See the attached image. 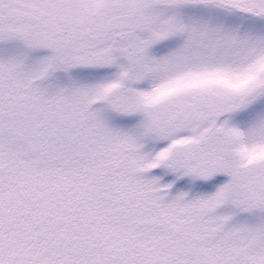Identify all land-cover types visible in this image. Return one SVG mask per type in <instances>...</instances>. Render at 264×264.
Returning a JSON list of instances; mask_svg holds the SVG:
<instances>
[{"label": "snow or ice", "instance_id": "1", "mask_svg": "<svg viewBox=\"0 0 264 264\" xmlns=\"http://www.w3.org/2000/svg\"><path fill=\"white\" fill-rule=\"evenodd\" d=\"M0 264H264V0H0Z\"/></svg>", "mask_w": 264, "mask_h": 264}]
</instances>
